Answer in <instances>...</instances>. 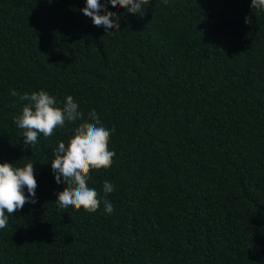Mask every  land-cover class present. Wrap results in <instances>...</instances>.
I'll return each mask as SVG.
<instances>
[{
	"label": "trees",
	"instance_id": "trees-1",
	"mask_svg": "<svg viewBox=\"0 0 264 264\" xmlns=\"http://www.w3.org/2000/svg\"><path fill=\"white\" fill-rule=\"evenodd\" d=\"M149 2L107 5L120 30L105 34L85 0H0V163H33L38 185L0 229V264H264V11ZM13 89L72 96L115 128L88 181L115 186L112 214L55 203L51 161L79 122L26 150Z\"/></svg>",
	"mask_w": 264,
	"mask_h": 264
},
{
	"label": "clouds",
	"instance_id": "clouds-1",
	"mask_svg": "<svg viewBox=\"0 0 264 264\" xmlns=\"http://www.w3.org/2000/svg\"><path fill=\"white\" fill-rule=\"evenodd\" d=\"M167 2L163 0V3ZM149 3V0H105L104 3L101 0H85L81 12L91 19L94 26H102L105 34H111L113 30H120V17L108 11L107 5L117 10L123 8L128 14L143 15V9ZM251 8L264 11V0H251ZM250 22L245 17V23ZM10 95L17 97L23 104L13 123L23 130V147L26 150L36 146L39 134L48 138L57 128H64L66 123L79 122L67 144L58 142L51 161L55 183L65 185L63 191L56 194L55 203L62 209H83L89 214L95 213L103 205L104 212L112 214L114 206L107 197L114 192L115 186L105 180L101 194L89 187L88 181L91 179V170L111 167L116 153L109 150V140L115 128L105 127L94 109L85 118L72 96H66L62 106H58L61 102L44 90L20 94L13 89ZM37 186L33 163L27 162L22 167L0 163V229L7 227L9 215H14L25 204L37 202Z\"/></svg>",
	"mask_w": 264,
	"mask_h": 264
}]
</instances>
